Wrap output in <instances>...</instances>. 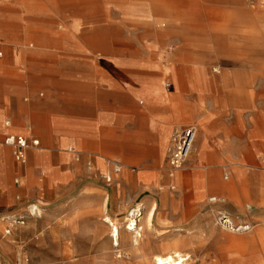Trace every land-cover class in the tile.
<instances>
[{
    "label": "rangeland",
    "instance_id": "rangeland-1",
    "mask_svg": "<svg viewBox=\"0 0 264 264\" xmlns=\"http://www.w3.org/2000/svg\"><path fill=\"white\" fill-rule=\"evenodd\" d=\"M50 1L54 0L10 2L16 10L29 15L30 27L21 25L13 29L14 37L23 33L27 37L24 45L10 41L16 46V53L18 47L25 48L33 52L29 57H35L40 29L34 27L36 19L33 17L48 14ZM113 5L116 9L111 13V22L112 32H115L122 28L119 26L123 19L119 8L122 4ZM145 10L150 11V16L126 19L128 25L139 27L132 34L142 38L127 49L133 57L158 59L161 70L167 69L170 57L176 56L181 61L176 64L181 65L174 67L171 79L177 82L176 87L181 95L185 91L189 93L193 110V115L186 117V127L168 140L167 159L163 164L167 173L175 135L188 127L197 129L193 150L183 168L175 178H170L168 174L170 179L177 180L170 189L178 202L172 205V214L184 226L164 234L151 231L147 236L143 220L152 207L144 203L148 196L141 195L138 202L128 205L114 188V179L111 186L102 179L110 172L93 178L80 177L77 183V191L80 192L76 194H66V188L71 185L69 182L62 186L60 193L42 190L33 194L32 201L25 209L13 215L25 217L26 222L24 226L16 227L11 237L4 238V225L0 223V264H154V258L146 255L157 252L164 256L170 250L178 251L187 259L183 264H264V120L256 125L249 124L248 120L253 121L255 117L247 105L249 100L252 105L264 109V0H173L145 3ZM19 18L18 21H24L22 17ZM55 26L62 27L61 24ZM52 37L59 41L63 35L58 33ZM66 46L67 50L63 53L70 54V42ZM112 47L113 54L117 56L122 49H126L115 44ZM250 49L255 50L253 55H248ZM208 52L212 58L205 57ZM242 58L250 61L240 62ZM2 63L4 60L0 61ZM216 68L227 78L240 73L250 81L228 88L221 79H214V85L225 90L217 93L215 91L220 88L215 87V91H212L210 85H213V81L209 84L206 74ZM189 86L191 92L187 91ZM171 87L170 78L165 79L164 89L171 91ZM233 95L235 106L245 109L244 122L238 119L242 116L240 112L236 116L232 112L229 97ZM196 105L215 116L216 123L223 126L224 136L230 141L228 149L232 150L234 158L227 157L220 141L211 137L208 140L207 160L198 161L196 150L200 131L194 118ZM211 152H221L224 158L211 161ZM76 154L75 160L78 156L80 160L76 161L80 165H92V161L98 157L97 154H82L78 150ZM211 169L219 172L222 178L211 184H233L235 192L224 194L211 185V196L198 200L190 194V190L198 187L199 182L206 179L207 170ZM198 171L202 174L200 178L195 176L199 174ZM87 182H91L100 192L81 193ZM230 196L235 200L229 199ZM213 198L221 202L213 205L210 203ZM31 207L38 209V216L29 215ZM139 207L144 209V216L140 222L141 238L136 247L126 228L132 212ZM220 212L229 215L236 226H249L250 231L232 233L222 229L217 225ZM133 217L138 221L141 219L139 216ZM110 222L120 229L118 247H114L110 237ZM165 235H168L170 243L160 242ZM3 244L10 248L8 253L3 252ZM5 245L4 250L7 249Z\"/></svg>",
    "mask_w": 264,
    "mask_h": 264
},
{
    "label": "crops",
    "instance_id": "crops-1",
    "mask_svg": "<svg viewBox=\"0 0 264 264\" xmlns=\"http://www.w3.org/2000/svg\"><path fill=\"white\" fill-rule=\"evenodd\" d=\"M11 1L0 0V61L4 60L0 64V223L4 225V238L12 236L5 235L4 219L20 214L33 194L42 190L60 193L68 182L71 185L66 194H76L80 192V177L112 174L111 162L122 167L121 173L112 174V179L123 201L134 204L146 195L144 203L154 208L150 226H145L147 236L151 231L164 234L184 226L172 214V205L178 202L170 189L177 180L170 179L163 169L169 138L184 129L186 117L193 115L189 93L181 95L177 82L171 79L174 67L181 65L176 63L181 61L170 57L167 69L161 70L158 59L133 57L127 49L142 38L132 34L139 27L128 25L126 19L148 17L150 11L145 10V3L173 0L50 1L48 14L33 17L34 27L40 29L35 57H29L33 52L25 48L18 47L16 53V46L10 42L24 45L26 34L14 37L13 29L30 27L29 15L12 7ZM113 3L122 4L119 8L123 18L119 23L122 28L115 32L111 22V13L116 9ZM19 17L24 21H18ZM58 33L63 35L59 41L52 37ZM69 42L71 53L65 54ZM113 44L126 49L114 55ZM206 74L209 84L213 81L212 91L218 87L220 90L215 92H225L214 85L208 71ZM167 78L171 80V91L164 89ZM187 91L191 92L190 86ZM229 98L234 116L240 112L242 116L237 118L244 122V107L235 106V95ZM247 105L255 117L248 120L249 124L264 120V109L249 100ZM199 110L196 105L198 161L207 160L211 137L220 141L227 157L234 158L223 126L216 123L215 116ZM8 135L39 141L38 148L27 152L26 165L17 163L12 149L3 145ZM70 150L98 157L88 167L87 163L80 165ZM223 153L211 152L209 159L222 160ZM208 170L206 179L190 190L198 200L211 196V182L222 180L219 172ZM195 176L200 178L202 174ZM230 185L234 191V185ZM82 188L81 193L100 192L91 182ZM229 199L235 200L233 196ZM38 215L36 208L33 217ZM167 236L160 242L170 243ZM3 245V252L8 253L10 248L5 245L4 250ZM157 255L152 252L146 257Z\"/></svg>",
    "mask_w": 264,
    "mask_h": 264
},
{
    "label": "built area",
    "instance_id": "built-area-1",
    "mask_svg": "<svg viewBox=\"0 0 264 264\" xmlns=\"http://www.w3.org/2000/svg\"><path fill=\"white\" fill-rule=\"evenodd\" d=\"M1 56V53H0ZM9 123H6V126H9ZM197 136V130L195 127H188L179 134H176L173 140V150L168 159V172L170 175L173 173L180 171L193 150L195 140ZM3 145L9 147L13 151L14 159L17 163L21 165L27 164V152L31 149H36L39 147V141L33 140L29 138H25L22 136H15V135H8L3 140ZM69 152L76 154L74 150H70ZM77 155V154H76ZM76 160L79 161L80 158L76 156ZM88 166L90 167L91 164L89 163ZM112 174H119L121 173L122 167L119 163L113 162L111 164ZM112 174H108L107 176H103V180L105 183L110 186L113 183ZM219 202L215 199L211 200V204L216 205ZM36 213V208L33 207L29 211V215L33 217ZM7 223V228L5 231V235L9 236L12 234V231L19 226H24L26 222L25 217H6L4 219ZM232 221V222H231ZM233 220L229 215L226 213H218L217 217V225L222 229L225 228L227 230H233L232 227H235L236 233H246L250 231L249 226H236L233 224ZM234 225V226H233ZM129 225H127L128 228Z\"/></svg>",
    "mask_w": 264,
    "mask_h": 264
},
{
    "label": "bare ground",
    "instance_id": "bare-ground-1",
    "mask_svg": "<svg viewBox=\"0 0 264 264\" xmlns=\"http://www.w3.org/2000/svg\"><path fill=\"white\" fill-rule=\"evenodd\" d=\"M254 19V18H253ZM220 36V35H219ZM252 53V54H251ZM255 53V50H251L248 52V55H253ZM207 54V55H206ZM174 55V54H173ZM212 55L208 52V53H205V57L207 59L209 58H212L211 57ZM224 56V55H223ZM217 57L220 58L219 55H217ZM211 60V59H210ZM246 61H250L248 59H244L242 58L240 60V62H246ZM208 74L209 75H212V77L214 79H221L222 83L226 86V87H232V86H235L237 84H240L242 82H248L250 81V79L248 77H245L243 76L242 74L240 73H236V74H233L231 75L230 77H226V75H224V73L222 74L220 69L216 68V69H213V71H208ZM213 79V80H214ZM229 79V80H228ZM228 80V81H227ZM215 81V80H214ZM231 85H228L230 84ZM211 86V85H210ZM169 174V173H168ZM177 175V172L173 173V175H170L169 174V177L170 178H175ZM221 181V180H220ZM212 186L214 187H217L218 189H220L223 193H228V194H232L234 191L232 189V186L229 184V185H224V184H219L217 182H214L211 184ZM212 189V187H211ZM244 195V194H243ZM245 197V196H244ZM215 200H217L216 198H213ZM212 200V199H211ZM211 200H210V203H211ZM218 201V200H217ZM218 202H221V201H218ZM223 202V201H222ZM153 209L154 208H151L146 217H145V226L149 227L150 226V222H151V219H152V215H153ZM133 216H136V217H141L140 221L138 220H135L133 219L134 217ZM143 216H144V209L139 207L138 209H135L132 214H131V219H129V226L128 228H126V231H128L130 234H131V237H132V243H134V246H138V243H139V238H141V235H140V231L142 230L141 226H140V222L141 220L143 219ZM232 222V221H231ZM110 224V227H111V231H110V237L112 239V242H113V245L114 247H118L119 246V239H120V229L119 227H117L116 225H114V223H109ZM234 224V223H233ZM144 226V227H145ZM234 226V225H233ZM146 229V227H145ZM224 230L228 231V232H232V233H235V227H232L233 230H227L225 228H223ZM144 231V229H143ZM142 232V231H141ZM140 245V244H139ZM140 248V247H139ZM138 248V249H139ZM137 249V251H138ZM136 250V249H135ZM136 252V251H135ZM140 252V251H138ZM140 255V254H138ZM187 256V255H186ZM187 259H184L183 256L178 252V251H174V250H170L166 255L164 256H161V255H157L154 257V264H183Z\"/></svg>",
    "mask_w": 264,
    "mask_h": 264
}]
</instances>
